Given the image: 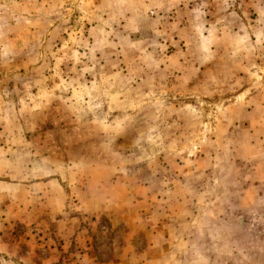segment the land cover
I'll list each match as a JSON object with an SVG mask.
<instances>
[{
	"label": "rangeland",
	"instance_id": "obj_1",
	"mask_svg": "<svg viewBox=\"0 0 264 264\" xmlns=\"http://www.w3.org/2000/svg\"><path fill=\"white\" fill-rule=\"evenodd\" d=\"M0 264H264V0H0Z\"/></svg>",
	"mask_w": 264,
	"mask_h": 264
}]
</instances>
